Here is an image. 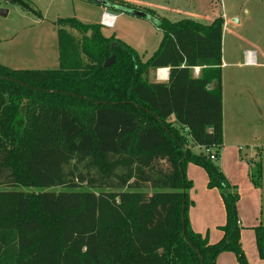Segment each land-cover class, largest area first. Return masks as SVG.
Here are the masks:
<instances>
[{
  "label": "trees",
  "instance_id": "1",
  "mask_svg": "<svg viewBox=\"0 0 264 264\" xmlns=\"http://www.w3.org/2000/svg\"><path fill=\"white\" fill-rule=\"evenodd\" d=\"M109 2L148 14L164 32L147 61L101 24L67 17L58 21V68L0 64V264H217L225 251L248 264L240 193L214 161L224 135L223 16L172 21ZM161 67L168 80H151ZM189 162L221 192L227 221L216 243L191 226ZM261 166L250 171L255 185ZM255 231L264 258V225Z\"/></svg>",
  "mask_w": 264,
  "mask_h": 264
},
{
  "label": "rangeland",
  "instance_id": "2",
  "mask_svg": "<svg viewBox=\"0 0 264 264\" xmlns=\"http://www.w3.org/2000/svg\"><path fill=\"white\" fill-rule=\"evenodd\" d=\"M33 10L26 9L21 4L12 0H0V64L16 68V69H45L58 68L59 63V34L58 21L61 18L76 17L85 23L101 24L102 9L97 2L89 0H27ZM128 5L132 8L140 10L155 9L157 16L167 17L172 21H178L184 18L199 16L197 21L209 23L211 17L223 16L226 10L227 18H239V23L234 25L229 23L227 29L225 27V19L223 26V44H225V56L228 62L233 64L227 65L224 76H222V92L223 82L225 81V101L226 107V138L228 142L235 143L240 150V163L247 166V176H249L252 168L256 169L259 164L264 162V103L260 109L262 114L255 104L254 108L246 110V115L238 114V107L235 104L243 96H247L253 100L252 94L264 91V66L256 67L247 66L245 64L244 53L247 50L263 49L264 51V0H113ZM7 11V14H1V11ZM116 15L113 9L110 11ZM104 11V12H105ZM103 12V13H104ZM115 12V13H114ZM117 16V15H116ZM212 19V18H211ZM101 20V22H100ZM102 32L106 36H115L127 44L134 47L140 55L146 60L154 51L160 47L164 32L160 29L157 23L150 17H142L130 13H120L119 17L112 27H104L101 24ZM76 36L78 42L82 39V34L76 29H70ZM222 44V46H224ZM261 53V52H260ZM259 61L264 62L262 56H259ZM242 63L241 65L238 63ZM155 78V71L149 74ZM250 87L252 90H250ZM264 102V94L261 97ZM259 111V114H258ZM262 115V117H261ZM224 129V125H223ZM224 134V132H223ZM261 135L260 138L256 135ZM263 136V137H262ZM262 138V140H261ZM191 150L195 153L204 152V148L197 144H190ZM223 144L219 148L220 157L222 155ZM218 149L213 148V151ZM254 152L258 154L254 156ZM223 170L220 165V159L214 160ZM195 164L189 162L186 167L187 178L191 181L192 186L189 188L190 204L188 207V217L193 226L192 213L200 220L204 213L209 218L218 212H222L225 208L221 192L216 187L209 186L208 189H216L218 197L215 199L212 196L195 197L192 196L194 189V181L189 178L187 173L188 166ZM202 168L206 173V169L201 165L195 164ZM263 172V166H261ZM224 171V170H223ZM225 173V172H224ZM208 175V173H207ZM227 176V174L225 173ZM209 177V176H208ZM228 177V176H227ZM229 178V177H228ZM230 179V178H229ZM252 180V179H251ZM252 185L261 190L264 196V186ZM264 185V181H263ZM1 189H5V185H0ZM11 188V187H10ZM29 190V188L21 187ZM33 188H30L32 190ZM56 190L63 189L62 187L54 188ZM89 189V188H84ZM237 189L242 199L240 186L237 184ZM155 189L147 188L145 191L152 194ZM205 200L204 204L202 200ZM256 210L253 222L254 224H242L244 237L241 236L242 249L246 255L248 264H251L252 253L257 251L255 260H263L259 254L255 227L264 225V207ZM239 211V205H238ZM262 213V217H261ZM240 216V211H239ZM262 218V220H261ZM221 229V227L219 226ZM197 232V231H196ZM200 233V232H198ZM202 234V233H201ZM208 236V232L202 234ZM209 239V236H208ZM232 252V251H227ZM237 259V255L232 252ZM258 258V259H257ZM254 259V257L252 258ZM238 261V259H237ZM239 263V262H238Z\"/></svg>",
  "mask_w": 264,
  "mask_h": 264
},
{
  "label": "crops",
  "instance_id": "3",
  "mask_svg": "<svg viewBox=\"0 0 264 264\" xmlns=\"http://www.w3.org/2000/svg\"><path fill=\"white\" fill-rule=\"evenodd\" d=\"M89 1L95 2L93 0H89ZM107 1L109 2V0H107ZM97 3H99L101 5L102 14L105 10L110 11V9H112L111 7H108L107 5H105L101 2H97ZM153 10H155V9H153ZM120 13H125V12H123V11L119 12V13L116 12V15H117L116 20L112 26L115 25ZM222 15H223V18L225 19L226 29H227V26L229 23H233L234 25H237L239 23V18H237V17L228 19L227 18L228 13L226 10L223 12ZM101 18H102V16H101ZM195 18H199V16H197ZM195 18L193 17V19H195ZM211 18H210V22L205 23V24H210L216 17L215 18L211 17ZM100 22H101V20H100ZM200 22H202V21H200ZM202 23H204V22H202ZM101 24H102V22H101ZM112 26L104 25V27H109V28ZM223 45L224 46H223V50H222V76H223V78H225V76H224L225 68L227 67V65L233 64V63L227 61V58L225 56V44H223ZM247 51H253V53H254V61L253 62L247 61V59H246ZM247 51L244 53L245 64L247 66H255V65H257L256 67L262 66V68H263L264 62L259 61V56H262L264 59L263 49H260V51H258L257 49L247 50ZM153 54H151L146 60H144V58L142 56L141 57L144 61H147ZM238 64L241 65L242 63L239 62ZM161 68L166 69L169 73V67H161ZM156 69L152 68L150 70V73L152 70L156 71ZM152 80H158V79L155 76V78H152ZM213 85L214 84H211L210 87H213ZM247 88H250V87H247ZM223 90L224 91L222 92V100H223L224 147L222 149V155L220 157V165H222L224 172L230 178L229 180L233 184H236V185L238 184L240 186V189L242 192V199L240 200V202H238V205H239L240 217L242 219V224L245 226L247 224H254V223H251V220L253 222V219H254L255 214H256V210L258 208H261V210H263L262 208L264 207V196L261 193V190L254 187L252 185V180L250 178H248L247 166L240 163L241 158H240L239 148L241 146L238 147L236 141H235V143L228 142L227 138H226V143H225V136L227 135L226 130H225V125H226L225 113H226V107H227V104L225 101V98H226L225 97V95H226L225 81L223 82ZM250 90H252V89L250 88ZM263 94H264V91L258 92V93H253L251 96V97H253V100L251 98L249 100V98L247 96H245V97L242 96L238 100L237 103L235 102V104L238 107V114L242 115V116L246 115L244 112L247 109L250 110L251 108H254L255 104L257 105L258 109L260 110V113L262 114V110L260 109V107L264 103L262 101V98H261L263 96ZM258 114H259V111H258ZM261 117H262V115H261ZM171 120H173V118H171ZM260 136H261L260 134L256 135L257 138L258 137L260 138ZM261 140H262V138H261ZM202 148H204V147H202ZM254 156L257 157L258 154L256 152H254ZM261 165L263 166V172H262L261 182H260V185L262 187V186H264L263 185V181H264V162L263 161H262ZM187 173L189 175V178L194 181V185H195L194 189L192 191V196L195 193V197H197L199 195L201 196V198L212 196L215 199L216 196L218 197V195H219V194H217L218 190L207 188V182H208L209 177H208L207 173L202 168L196 166L195 164H190L188 166ZM249 176H250V174H249ZM263 192H264V190H263ZM205 200L206 199L202 200L203 204H204ZM192 217H193L192 222H193V226H194L195 231L200 232L202 234H205L206 232H208L209 241L211 243H216L219 240H221V238L224 235V231L222 229H220L219 226L221 227V226L226 224L227 215H226V209L225 208L222 212H218L215 215V217L213 215L211 218H209L204 213L202 214L200 220H198L195 217L194 213H192ZM261 217H262V213H261ZM262 218H261V220H262ZM241 235H243V237H244V231L241 232ZM252 256L254 257V259H252L253 257L252 258L250 257L251 264H264V259L258 260V261L255 260V257H257V251L256 250L254 253H252ZM217 264H239V263L236 259V256L232 252L225 251V252L220 253V255L218 256Z\"/></svg>",
  "mask_w": 264,
  "mask_h": 264
},
{
  "label": "built area",
  "instance_id": "4",
  "mask_svg": "<svg viewBox=\"0 0 264 264\" xmlns=\"http://www.w3.org/2000/svg\"><path fill=\"white\" fill-rule=\"evenodd\" d=\"M115 20H116V15L111 13V12L105 11L102 14V23L104 25L112 26L114 24ZM246 59H247L248 62H253L254 61V53H253V51H247ZM164 70H165L164 68H157L156 69L155 76L158 79V81H167L168 80L169 73H168V71L165 72ZM200 70H201V68L199 66L194 67L195 75H199L200 74ZM207 151L210 152L212 150H207ZM213 157L215 158V156H213Z\"/></svg>",
  "mask_w": 264,
  "mask_h": 264
},
{
  "label": "water",
  "instance_id": "5",
  "mask_svg": "<svg viewBox=\"0 0 264 264\" xmlns=\"http://www.w3.org/2000/svg\"><path fill=\"white\" fill-rule=\"evenodd\" d=\"M93 1H95V2H101V3H103V4H105V5H107L108 7H111V8H117V9H119V10H121V11H123V12H133V13H135V14H140V15H143V16H148V14H146V13H144V12H142V11H138V10H133V9H129V8H127V7H122V6H118V5H111L110 4V2H108L107 0H93ZM1 14H7V11H1ZM114 46V43H112V47ZM115 58H116V55H115V53H113L110 57H108L107 59H106V61H105V63H104V66L105 67H110L113 63H114V61H115Z\"/></svg>",
  "mask_w": 264,
  "mask_h": 264
},
{
  "label": "bare ground",
  "instance_id": "6",
  "mask_svg": "<svg viewBox=\"0 0 264 264\" xmlns=\"http://www.w3.org/2000/svg\"><path fill=\"white\" fill-rule=\"evenodd\" d=\"M164 71L166 72L167 70L165 69Z\"/></svg>",
  "mask_w": 264,
  "mask_h": 264
}]
</instances>
